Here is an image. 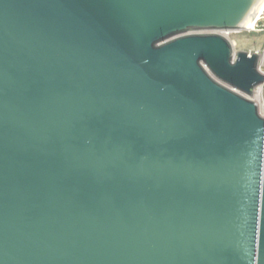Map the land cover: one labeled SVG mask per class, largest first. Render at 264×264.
Here are the masks:
<instances>
[{
  "label": "water",
  "instance_id": "95a60500",
  "mask_svg": "<svg viewBox=\"0 0 264 264\" xmlns=\"http://www.w3.org/2000/svg\"><path fill=\"white\" fill-rule=\"evenodd\" d=\"M263 8L0 0V264H264Z\"/></svg>",
  "mask_w": 264,
  "mask_h": 264
},
{
  "label": "built area",
  "instance_id": "2783aa9c",
  "mask_svg": "<svg viewBox=\"0 0 264 264\" xmlns=\"http://www.w3.org/2000/svg\"><path fill=\"white\" fill-rule=\"evenodd\" d=\"M241 31H229V30H209V31H202V32H197V33H208V34H217V35H221L223 37H225L226 39H228L229 41H231V43L233 44L234 47V54L236 55L238 52L236 51V43L235 41L232 39V35L240 33ZM250 56L251 55H257L258 56V64H257V70L258 72L264 77V52L261 51H254V52H247ZM203 67L208 71V73L219 83H221L222 85L226 86L227 88H229L230 90L242 95L243 97H245L248 100H251L253 102H255L257 104L258 107V111H259V115L261 116V118L264 119V82L258 86H256L252 92L251 95L245 94L235 88H232L222 82H220L218 79H216L211 72L209 71L208 67L203 64Z\"/></svg>",
  "mask_w": 264,
  "mask_h": 264
},
{
  "label": "rangeland",
  "instance_id": "374dc122",
  "mask_svg": "<svg viewBox=\"0 0 264 264\" xmlns=\"http://www.w3.org/2000/svg\"><path fill=\"white\" fill-rule=\"evenodd\" d=\"M257 25L256 31H242L231 36L236 43L237 52H264V16Z\"/></svg>",
  "mask_w": 264,
  "mask_h": 264
},
{
  "label": "bare ground",
  "instance_id": "6f19581e",
  "mask_svg": "<svg viewBox=\"0 0 264 264\" xmlns=\"http://www.w3.org/2000/svg\"><path fill=\"white\" fill-rule=\"evenodd\" d=\"M263 16H264V8H263V10L260 12V14H259V16H258V18L256 19V22H255V25H254V28H246L247 29V31L248 30H253V31H256V29H255V27H258V22L260 21V20H262L263 19Z\"/></svg>",
  "mask_w": 264,
  "mask_h": 264
}]
</instances>
